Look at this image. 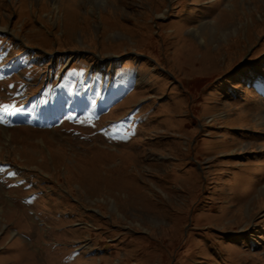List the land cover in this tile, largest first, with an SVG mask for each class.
<instances>
[{"label": "rangeland", "instance_id": "1", "mask_svg": "<svg viewBox=\"0 0 264 264\" xmlns=\"http://www.w3.org/2000/svg\"><path fill=\"white\" fill-rule=\"evenodd\" d=\"M54 1L0 0V264H264V0Z\"/></svg>", "mask_w": 264, "mask_h": 264}, {"label": "bare ground", "instance_id": "2", "mask_svg": "<svg viewBox=\"0 0 264 264\" xmlns=\"http://www.w3.org/2000/svg\"><path fill=\"white\" fill-rule=\"evenodd\" d=\"M53 2H54V5H56L54 0H53ZM202 28H203V23H202L198 28H196L195 31H196L197 33H200L201 30H202Z\"/></svg>", "mask_w": 264, "mask_h": 264}]
</instances>
